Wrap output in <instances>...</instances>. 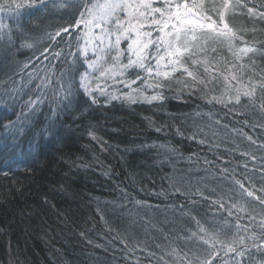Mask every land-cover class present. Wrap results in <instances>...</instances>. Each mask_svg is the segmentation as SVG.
I'll list each match as a JSON object with an SVG mask.
<instances>
[{"label":"trees","instance_id":"1","mask_svg":"<svg viewBox=\"0 0 264 264\" xmlns=\"http://www.w3.org/2000/svg\"><path fill=\"white\" fill-rule=\"evenodd\" d=\"M78 17L73 8H52L42 25L30 31L28 42L34 47H21L23 38L15 31L11 43L0 41V136L2 125L18 116L23 128L16 138L17 153L11 158L0 153V264H163L161 256L168 264H179L165 253L172 248L183 253L195 246L185 239L187 229L195 230L185 213L202 223L227 216L222 209L213 216L218 206L195 195L197 188L211 200L225 195L227 207L239 199L237 192H228L234 188L233 176L249 188L264 186V161L241 155L264 156V149L242 135L264 144V114L245 107L248 101L243 99L235 110L231 105L208 104V98L224 91L222 80L192 85L196 90L189 92L179 76L165 83L163 101L109 103L98 96L93 104L79 87L84 67L73 64L69 55L76 50L69 40L78 33L73 37L62 33L55 40L44 35ZM212 47L219 52L215 57L208 53L207 58L228 57L223 46L209 44ZM57 52L62 53L59 58ZM254 57L245 63L254 62L257 72L264 70V55ZM62 73V80L73 84L68 100L57 91ZM97 83L94 79L93 89ZM107 90L115 95L129 91L110 81ZM38 98L30 111L25 102ZM225 168L228 172L222 174ZM260 211L256 207L253 212L257 221ZM240 215L242 224L249 223Z\"/></svg>","mask_w":264,"mask_h":264},{"label":"snow or ice","instance_id":"2","mask_svg":"<svg viewBox=\"0 0 264 264\" xmlns=\"http://www.w3.org/2000/svg\"><path fill=\"white\" fill-rule=\"evenodd\" d=\"M52 8H73L79 12L73 24L61 26L54 33L45 32L44 35L55 40L62 33L70 37L78 33L69 40V46L74 43L76 49L70 51L69 55L73 64L80 62L84 67V71L79 73V87L93 104L98 102V96L106 97L109 103L114 99L130 102L140 99L147 103L163 101L165 83L179 76L184 78V87L189 92L196 90L192 85L207 86L222 80L224 91L219 96L208 98V104L231 105L235 110L242 105L243 99L248 101L245 107L258 108L264 114V70L257 72L254 62L245 63L246 59L251 61V57L257 53L264 55V44L245 38L248 31L255 33L254 27L250 30L243 27L237 29L228 20L231 14L246 15L249 20L264 22V0H260L258 5L253 0H207V3L206 0H0V41L11 43L15 31L23 38L21 47H34L33 43L28 42L31 39L30 31L42 25L44 14ZM238 9H246V13L238 12ZM9 20L11 23L6 22ZM210 43L222 45L230 59L224 56L219 59L207 58L208 53L215 57L219 52L217 47L209 49ZM54 55L59 58L62 53ZM202 56L206 58L200 59ZM27 66L24 65L25 68ZM249 72L252 74L248 75ZM62 77L63 73L56 81L57 91L64 100H68L73 84L71 80L64 82ZM94 79L105 83H97L93 89L91 85ZM108 81L129 91L115 95L107 90ZM48 85L46 78L44 86ZM149 91L151 95L147 94ZM37 103L39 98L25 102L30 111ZM2 127L4 135L0 136V153L11 158L17 153L16 138L23 132L20 117L7 121ZM44 132L48 133L49 129ZM177 134L183 133L177 129ZM89 135L95 140L99 139L91 132ZM242 135L251 145L264 149V144H257L252 136L246 133ZM191 138L195 139L196 134ZM200 143L205 141L200 140ZM241 155L253 162L264 161V156L258 157L253 152H243ZM244 167L248 165L244 164ZM227 172L228 169H221L222 174ZM261 173L264 175V164H261ZM231 182L234 188L228 192H237L239 199L235 203H228L227 207L225 195L211 200L204 197L199 188L196 189L195 195L209 199L213 207L218 206L213 216L218 215L220 209L227 216L202 223L195 215L185 213L195 225V230L187 229L185 239L195 246L183 253L172 248L165 253L166 256L174 257L179 264H217V261L222 264H264V186L256 188L252 184L250 188L246 187L244 181L235 176ZM173 187L177 193L181 191L175 183ZM232 199L231 195L227 196L228 201ZM256 207L261 210L259 221L253 215ZM240 214L249 223L242 224ZM231 217H235V220L229 219ZM148 255L155 254L149 252ZM158 259L168 264L163 256Z\"/></svg>","mask_w":264,"mask_h":264},{"label":"rangeland","instance_id":"3","mask_svg":"<svg viewBox=\"0 0 264 264\" xmlns=\"http://www.w3.org/2000/svg\"><path fill=\"white\" fill-rule=\"evenodd\" d=\"M237 11L238 12L242 11V12L246 13V9H243V10L238 9ZM228 20L231 21L233 24V25L232 24H230V25L233 26L234 28H237V29L243 27V28H247L250 30L254 27L256 29L255 33L248 31L245 34V38L256 39V40L263 42L264 39L262 40L260 38H255V36H261V38H264L263 37L264 36V22L249 20L246 17V15H231V14L228 17ZM211 44L212 43H210V45ZM217 46H222V45L217 44ZM225 54H226V51H225ZM253 60H255L254 56L251 57V61H253ZM97 76H98V73H97ZM98 82L103 83L104 81L98 80ZM110 82H112V81H110Z\"/></svg>","mask_w":264,"mask_h":264}]
</instances>
